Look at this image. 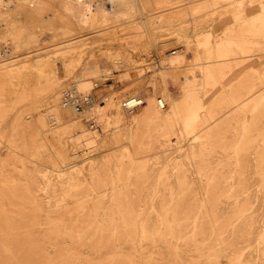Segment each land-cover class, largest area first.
Instances as JSON below:
<instances>
[{"label":"rangeland","instance_id":"obj_1","mask_svg":"<svg viewBox=\"0 0 264 264\" xmlns=\"http://www.w3.org/2000/svg\"><path fill=\"white\" fill-rule=\"evenodd\" d=\"M180 1L164 8L202 10L204 33L78 29L87 43L66 58L46 46L77 37L58 1L1 6L53 40L0 38L17 72L0 78V264H264V0ZM37 51L54 61L28 69ZM200 55L208 82L182 81ZM132 94L144 104L123 111Z\"/></svg>","mask_w":264,"mask_h":264},{"label":"bare ground","instance_id":"obj_2","mask_svg":"<svg viewBox=\"0 0 264 264\" xmlns=\"http://www.w3.org/2000/svg\"><path fill=\"white\" fill-rule=\"evenodd\" d=\"M8 0H0V38L3 40H7L10 41L9 39L11 38H20L23 37L24 41H20V45L21 46H25L27 48H31L32 44L34 42H44V43H48L50 41H52L53 39H47L48 36H46L45 39H47L46 41H42V39L40 38V32H36V31H24L23 28H21L19 25L20 23L15 21V20H11L10 18L4 16L2 13V9L1 6H4V8L6 7L5 5L7 4ZM14 2H17L18 5H23L26 2H29L30 0H13ZM59 2L62 10L65 12V17L62 19V21L60 22V25H62L65 29H68V31L70 32H74L77 34V37L73 38L74 40H66L64 42H60L62 43L61 45H59L60 47H56V49H54L53 47H51L50 45H46L48 47H50L49 52H51L53 55L56 53V51L61 50V52H59V55L66 58L67 55L65 54V52L67 51L69 53V51L71 49L74 50V48L76 47H80L83 46L84 44H86L87 39L89 38V36H86V34H82V31H78V29H86V30H91L93 31V33L96 34H103V33H116L120 30V27H124L125 25H129V26H134L138 32L142 34H146V36L148 37L150 43L152 44H157L159 41V39L163 36V31H168L166 34H171L172 32H174V36L178 37L180 34L178 33L177 30L173 29V31L171 30V26L172 24H176V25H181L183 27V33L184 35H188L191 33V28H193L195 25L197 26V33L198 32H205L206 26L204 24H202V20L205 19L206 13L203 12L201 10V12H199L198 15H196V13H194L195 11H192V9H190L188 6L186 8L177 9V5L172 6L171 8H164L168 5L177 3L179 0H56ZM183 1V0H182ZM180 1V2H182ZM201 1V0H200ZM209 1V0H208ZM213 1V0H211ZM243 1V0H242ZM255 1V0H254ZM260 1V0H259ZM262 1V0H261ZM2 2V3H1ZM10 2V1H9ZM40 2V1H39ZM44 2V1H43ZM235 2H239L240 0H232V3ZM244 2V1H243ZM246 2V1H245ZM188 3V2H186ZM193 3V2H192ZM197 3V2H196ZM207 3V2H204ZM231 3V4H232ZM263 3V1L261 2ZM260 3V4H261ZM194 4V3H193ZM201 4V3H198ZM242 4V3H241ZM245 4V3H244ZM264 4V3H263ZM229 5V4H228ZM234 5V4H233ZM8 6V5H7ZM196 6V5H195ZM209 6V5H206ZM213 6V5H212ZM218 6V5H217ZM243 6V4H242ZM263 6V5H261ZM33 7V6H32ZM236 7V6H235ZM41 8V7H40ZM182 8V7H181ZM204 8V5H203ZM206 8V7H205ZM220 8V7H219ZM232 8V7H230ZM244 8V7H243ZM199 9H201L199 7ZM214 9V7H213ZM217 9V8H216ZM178 11L177 15L179 14L181 17V19L179 20H174V16H172L171 18L169 17H164V15H167V12H171V11ZM194 10V9H193ZM196 10V8H195ZM220 10V9H219ZM175 11V12H176ZM223 12L225 10H222ZM264 13V12H263ZM215 14V13H214ZM213 15V13H212ZM163 16V17H162ZM169 16H171L169 14ZM208 16V15H207ZM32 19V18H31ZM220 19V18H219ZM213 20V19H212ZM210 21V20H209ZM220 22V21H219ZM53 24V23H52ZM24 26V25H23ZM59 26V25H58ZM47 27V26H46ZM60 27V26H59ZM83 27V28H82ZM210 28V27H209ZM125 29V28H124ZM34 30V28H33ZM131 30V29H129ZM54 31V30H53ZM128 31V30H127ZM122 32V31H121ZM134 32V31H133ZM44 33V32H43ZM58 33V32H57ZM46 34V33H45ZM61 34V33H60ZM66 34V33H64ZM136 34V33H135ZM138 34V33H137ZM196 34V32H195ZM54 35L56 36V33H54ZM69 35V34H68ZM106 35V34H105ZM111 35V34H110ZM115 35V34H114ZM130 35V34H128ZM52 36V35H50ZM76 36V35H75ZM104 36V35H103ZM125 36V35H123ZM136 36V35H135ZM134 36V38H135ZM143 36V35H142ZM187 36V37H188ZM111 37V36H110ZM128 37V36H127ZM137 37V36H136ZM140 37V34H139ZM190 37V36H189ZM53 38V37H52ZM58 38V37H57ZM64 38V37H63ZM66 38V37H65ZM69 38V36H68ZM108 38V37H107ZM130 38V37H129ZM128 38V39H129ZM56 39V38H55ZM61 39V38H60ZM102 39V38H101ZM105 39V38H104ZM112 39V38H111ZM123 39V38H122ZM132 39V38H131ZM139 39V38H138ZM163 39V38H162ZM229 39V38H228ZM4 40V41H5ZM15 40V39H13ZM12 40V41H13ZM103 40V39H102ZM115 40V39H114ZM116 41V40H115ZM158 41V42H157ZM55 42V41H54ZM214 42V41H213ZM227 42V41H226ZM9 44V42H7ZM6 43V44H7ZM18 43V42H17ZM53 43V42H52ZM186 43V42H185ZM2 44V43H1ZM59 44V43H58ZM90 46V43H88ZM219 44V41H217L212 47L216 48V46ZM52 45V44H51ZM95 45V44H94ZM101 45V44H100ZM135 45V43H134ZM58 46V45H57ZM133 46V45H132ZM158 46V45H157ZM166 46V45H165ZM16 47V46H15ZM21 48V47H20ZM35 48V47H34ZM45 47H42L40 49H44ZM163 48V47H162ZM224 48V47H223ZM5 49V48H3ZM25 49V48H24ZM79 49V48H78ZM212 49V48H211ZM217 49V48H216ZM2 50V49H1ZM34 50V49H33ZM76 50V49H75ZM29 51V50H28ZM80 51V50H79ZM82 51V50H81ZM210 51V49L208 50ZM214 51V50H212ZM7 52V51H6ZM10 52V51H9ZM15 52V51H14ZM31 52V51H30ZM38 52V51H37ZM40 52V51H39ZM36 53L38 54L37 58H35L34 60H32V56H24V59H19L21 62L25 63L27 60L32 62L31 65H28V69L29 68H34V69H38L41 70V68H43L46 64H48L49 62L54 61L52 58V56H45L46 58H44V56H42L40 53ZM93 52V50H92ZM103 52V51H102ZM47 53V52H46ZM27 54V53H26ZM25 54V55H26ZM40 54V55H39ZM57 54V53H56ZM73 54V53H72ZM77 55V54H76ZM5 54H2L0 52V78L4 79L6 83H11V78L12 76L16 77L15 75H17V72L14 71V69L12 68V66L14 65V63L12 64L11 61H9V59H4ZM18 56V55H17ZM90 56V55H89ZM75 57V56H74ZM73 55H71V57H69L68 59L70 60L71 58H74ZM78 58L82 59V55L80 53V55L77 56ZM85 57V55H84ZM34 58V57H33ZM59 58V57H58ZM63 58V59H64ZM124 58V57H123ZM68 59H66V61H68ZM75 59V58H74ZM77 59V58H76ZM121 59V58H120ZM133 59V58H132ZM135 59V58H134ZM212 59V58H211ZM32 60V61H31ZM60 60V58H59ZM100 60V59H99ZM203 57L202 55L198 56L197 58V63H198V69H199V73L198 74H194V71L190 70L188 74H184L182 76V81H192L196 80V81H202V83H207L208 82V76L206 74L205 68L203 67ZM13 61V60H12ZM89 61V60H88ZM119 61V60H118ZM213 61V60H212ZM102 62V59H101ZM130 64L135 63L136 60H129L126 61ZM206 63V62H205ZM66 64V62H65ZM124 64V63H123ZM208 64V63H206ZM49 65V64H48ZM93 65V64H92ZM99 65V64H98ZM97 65V66H98ZM119 65V64H118ZM117 65V66H118ZM128 65V64H127ZM26 66V65H25ZM55 66V65H54ZM53 66V67H54ZM48 67V66H47ZM56 67V66H55ZM65 67V66H64ZM16 68V67H15ZM46 68V67H45ZM92 68V67H91ZM192 68V67H191ZM53 69V68H52ZM93 70V69H91ZM96 70V68H95ZM106 70V69H105ZM36 71V70H35ZM85 71V70H84ZM89 71V70H88ZM47 72V71H46ZM45 72V73H46ZM72 72V71H71ZM87 72V71H85ZM103 72V71H102ZM183 72V71H182ZM42 73V72H41ZM34 75V74H33ZM70 75V74H69ZM68 75V76H69ZM84 75V74H83ZM105 75V74H104ZM103 75V76H104ZM102 76V75H101ZM180 76V75H179ZM37 77V76H36ZM35 77V78H36ZM50 77V76H49ZM97 77V76H96ZM210 77V76H209ZM23 78V77H22ZM16 79V78H15ZM80 79V78H79ZM26 80V79H25ZM23 81V80H22ZM31 81V80H30ZM32 82V81H31ZM39 82V81H38ZM188 83V82H187ZM4 84V83H3ZM29 84V83H28ZM27 84V85H28ZM33 84V83H32ZM31 84V85H32ZM38 84V83H37ZM53 84V83H52ZM11 85V84H10ZM39 85V84H38ZM35 86V85H34ZM197 86V85H195ZM18 87V86H17ZM48 88V87H46ZM14 89V88H13ZM39 89V88H38ZM20 90V88H19ZM188 90V89H187ZM190 90V89H189ZM192 90V88H191ZM41 91V90H40ZM8 93V92H7ZM41 93V92H40ZM39 93V94H40ZM109 93V92H108ZM192 93V92H191ZM70 93H66L64 95L67 103L75 109H78L79 111L81 110V108H78L75 104L76 100L74 97H70L67 98V96ZM107 94V93H106ZM112 94V93H111ZM75 97L78 98H83L86 99L82 102V106L83 103H85V101H87V98L85 96H79V95H74ZM33 97V96H32ZM9 99V98H8ZM140 100V105L133 107V103L136 102V100ZM7 100V99H6ZM58 100V99H57ZM117 100V99H116ZM178 100V99H177ZM116 102V101H115ZM145 102V98L142 97L141 95H137V94H132L127 96L125 99H123L122 102V110L126 111V112H132L133 110L137 109V107H141ZM119 103V102H118ZM177 103L176 100L171 101L170 105L173 106L172 109H174V113L178 114L177 110H176V106L175 104ZM121 104V103H120ZM98 105V104H97ZM155 107H158L160 110H164L166 108V104L163 98L159 97L155 99ZM98 108V107H97ZM154 108V107H153ZM99 109V108H98ZM49 112V110H48ZM122 113V112H121ZM172 114V113H171ZM121 115V114H120ZM175 116V117H176ZM157 117V116H156ZM165 117V116H164ZM121 118V117H120ZM119 118V119H120ZM175 119V118H174ZM179 119V118H178ZM177 120V119H176ZM164 121V119H163ZM91 124L90 126L93 127L94 125H92L94 123L93 120L88 121V124ZM95 124V123H94ZM200 125V124H199ZM38 133L40 135L43 134L42 130L39 129ZM43 138V137H42ZM35 148V147H34ZM15 152V151H13ZM23 152V151H22ZM16 153V152H15ZM17 155V154H15ZM19 161V160H18ZM22 161V160H21ZM23 163V162H22ZM65 167V166H64ZM57 169V168H56ZM1 170V169H0ZM58 170V169H57ZM2 171V170H1ZM56 171V170H55ZM76 171V170H75ZM73 172V171H72ZM55 173V172H54ZM65 173H70V170H67V168L65 169ZM80 177V176H79ZM50 178V177H49ZM53 180V179H52ZM43 181V180H42Z\"/></svg>","mask_w":264,"mask_h":264},{"label":"built area","instance_id":"obj_3","mask_svg":"<svg viewBox=\"0 0 264 264\" xmlns=\"http://www.w3.org/2000/svg\"><path fill=\"white\" fill-rule=\"evenodd\" d=\"M70 91H71V90H70ZM70 97H74V98H75V100H76L75 104H76V106H77L78 108L82 107V102H83L84 100H86V99H81V98H78V97L73 96V92H72V91H71L70 94L67 96V98H70ZM139 105H140V100H139V99L136 100L135 103H133V107H136V106H139Z\"/></svg>","mask_w":264,"mask_h":264}]
</instances>
